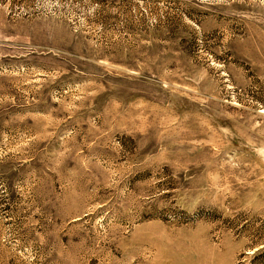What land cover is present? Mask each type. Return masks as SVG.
<instances>
[{
	"label": "rangeland",
	"instance_id": "1",
	"mask_svg": "<svg viewBox=\"0 0 264 264\" xmlns=\"http://www.w3.org/2000/svg\"><path fill=\"white\" fill-rule=\"evenodd\" d=\"M0 264H264V0H0Z\"/></svg>",
	"mask_w": 264,
	"mask_h": 264
}]
</instances>
